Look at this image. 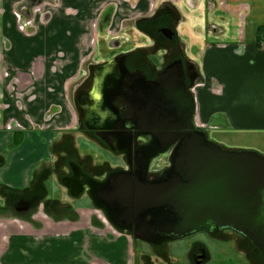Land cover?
I'll use <instances>...</instances> for the list:
<instances>
[{
    "label": "flooded vegetation",
    "instance_id": "flooded-vegetation-1",
    "mask_svg": "<svg viewBox=\"0 0 264 264\" xmlns=\"http://www.w3.org/2000/svg\"><path fill=\"white\" fill-rule=\"evenodd\" d=\"M25 1L26 5L13 13L18 29L28 36L30 28L39 26L38 22H50L54 8L49 0ZM175 1L178 0H101L91 17L79 21L91 34L84 37L88 52L83 66L70 77L76 124L54 133L47 158L35 167L31 182L34 187L4 193L0 202V264H4L16 227L41 229L36 223L43 218L61 229L71 224L74 228L83 227L87 221L81 218L86 214L80 216V212H90L91 217L100 221L97 231L107 235L109 227L130 239L126 264H154V258L162 261L160 264H214L217 259L220 264H264L260 249L232 230L202 232L152 244L140 240L148 238L140 236L145 234L136 220L129 223L117 215V211H124V205L118 202L120 196L137 180L146 181L168 165V157L154 160L146 154V148L155 138L160 140L161 135L152 132L162 134L179 122L177 116L174 121H166V115L168 111L177 115L182 109L178 103L182 81L194 96L198 80V68L193 61L196 56L190 51L188 36L181 27L188 25L190 18L198 19L200 0ZM206 7L209 30H226V19L214 23V4L208 1ZM111 9L123 15L116 17ZM135 9L143 14L133 15ZM103 11L106 15L102 20ZM66 13L77 15L69 10ZM104 24L107 34L114 35L109 50L116 52L102 59L97 41ZM257 40L258 47L264 50V26L258 27ZM57 55L65 56L63 52ZM53 71L57 73L59 69ZM15 124L17 130L25 131ZM3 165L1 159L0 167ZM44 175L45 187L36 191L38 180ZM118 225L129 232L118 229ZM227 233L235 234L234 238L229 239ZM142 244L152 248V253H143ZM89 257L96 264H112L90 254Z\"/></svg>",
    "mask_w": 264,
    "mask_h": 264
},
{
    "label": "crops",
    "instance_id": "crops-1",
    "mask_svg": "<svg viewBox=\"0 0 264 264\" xmlns=\"http://www.w3.org/2000/svg\"><path fill=\"white\" fill-rule=\"evenodd\" d=\"M49 1L54 8L50 22H38L26 36L13 13L26 1L0 0V202L4 193L34 187L35 167L47 158L54 133L76 124L70 77L83 66L84 37L91 34L79 21L91 17L101 0ZM208 1L216 9L214 23L221 18L229 23L223 32L209 30ZM199 5L198 19L181 27L198 68L195 125L225 149L264 155V50L257 43L264 0H200ZM59 52L65 56L59 58ZM45 178L40 177L36 191L45 187ZM84 218L87 225L76 228L61 229L46 218L36 223L41 229L16 227L4 264H96L89 254L101 262L126 264L130 239L109 227L105 235L97 231L98 219Z\"/></svg>",
    "mask_w": 264,
    "mask_h": 264
},
{
    "label": "water",
    "instance_id": "water-1",
    "mask_svg": "<svg viewBox=\"0 0 264 264\" xmlns=\"http://www.w3.org/2000/svg\"><path fill=\"white\" fill-rule=\"evenodd\" d=\"M179 102L177 115H166V121L177 116L179 122L162 134L152 132L160 140L146 148L154 160L168 157V165L120 196L124 211L117 215L136 220L145 234L140 236L148 238L140 240L152 244L232 230L254 243L264 260V155L228 150L208 139L195 125L194 96L184 81Z\"/></svg>",
    "mask_w": 264,
    "mask_h": 264
},
{
    "label": "rangeland",
    "instance_id": "rangeland-1",
    "mask_svg": "<svg viewBox=\"0 0 264 264\" xmlns=\"http://www.w3.org/2000/svg\"><path fill=\"white\" fill-rule=\"evenodd\" d=\"M111 1H116V0H111ZM110 3V2H109ZM111 5V4H110ZM112 7H114L113 5H112ZM118 7H119V4H118ZM116 8H117V6H116ZM112 11H113V14L115 13L116 14V17L118 16H122L123 14L122 13H118V11H115V10H113V9H111ZM99 14L100 13H96V15L97 16H99ZM139 14H143V12H141L140 10H138V9H135V11H134V14L133 15H139ZM95 15V14H94ZM105 15H106V12L105 11H103V14H102V20H103V18L105 17ZM130 15H131V13H130ZM117 19V18H116ZM101 20V21H102ZM121 20V19H120ZM115 22H116V20H115ZM130 22V21H129ZM103 27H104V29H102V32H101V34H100V36H99V39H98V44H97V47H98V49H100L101 48V50H102V53H99V58H102V59H105V58H108V57H111L115 52H116V50H114V52H112V50H109V48H111L112 46H110L111 45V40H112V38L114 37V35L113 34H111V35H108L107 34V31H106V28H107V25L106 24H104L103 25ZM119 39H121V36L119 37ZM107 54V55H106ZM162 163V162H161ZM89 214H91L90 212H88V214H86L85 215V217L86 218H88V216H89ZM233 235H235V234H230V233H227V236H229V239H232V238H234V236ZM143 245V244H142ZM143 248H144V252L143 253H148V254H151L152 253V248H150V247H146L145 245H143ZM136 250H138V248H137V246H136V248H135ZM162 261H159L158 259H156V258H154V264H160ZM221 263V261L219 260V259H217L215 262H214V264H220ZM226 264H230L229 262H225ZM232 264V263H231Z\"/></svg>",
    "mask_w": 264,
    "mask_h": 264
}]
</instances>
